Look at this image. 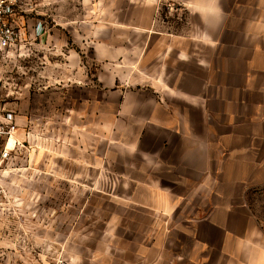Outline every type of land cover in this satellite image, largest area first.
Masks as SVG:
<instances>
[{"label":"crops","instance_id":"obj_1","mask_svg":"<svg viewBox=\"0 0 264 264\" xmlns=\"http://www.w3.org/2000/svg\"><path fill=\"white\" fill-rule=\"evenodd\" d=\"M50 2L29 23L44 25L51 80L61 70L85 100L92 66L94 93L115 102L75 164L94 179L108 166L114 194L161 230L135 252L109 237L94 264H264L249 203L264 188V0Z\"/></svg>","mask_w":264,"mask_h":264},{"label":"rangeland","instance_id":"obj_2","mask_svg":"<svg viewBox=\"0 0 264 264\" xmlns=\"http://www.w3.org/2000/svg\"><path fill=\"white\" fill-rule=\"evenodd\" d=\"M35 44L0 70L4 92L20 96L5 102L18 121L14 143L10 148L6 141L0 144L11 149L0 161V264H94L95 254L103 255V263L109 237L114 248L135 252L144 237L161 236L152 215L114 194L108 166L94 179L87 166L79 171L75 164L92 157L93 126L102 115L103 130L108 129L115 102L105 91L94 93L92 66L82 70L85 84L79 95L85 100H77V89L63 87L61 70H54L51 80L44 44ZM107 135L103 132L98 145L102 153ZM249 203L264 237V188L250 194Z\"/></svg>","mask_w":264,"mask_h":264},{"label":"built area","instance_id":"obj_3","mask_svg":"<svg viewBox=\"0 0 264 264\" xmlns=\"http://www.w3.org/2000/svg\"><path fill=\"white\" fill-rule=\"evenodd\" d=\"M50 0H0V70L12 60H19L25 52L32 49L44 32V25L40 20L29 23L37 14L36 6L49 5ZM4 79L0 77V144L17 131L16 114L14 110L6 108L7 99H19V91L4 92ZM17 94L18 96H15ZM13 149V148H12ZM10 150L0 149V161L10 156Z\"/></svg>","mask_w":264,"mask_h":264},{"label":"bare ground","instance_id":"obj_4","mask_svg":"<svg viewBox=\"0 0 264 264\" xmlns=\"http://www.w3.org/2000/svg\"><path fill=\"white\" fill-rule=\"evenodd\" d=\"M14 143V137L11 136L7 141V148H10Z\"/></svg>","mask_w":264,"mask_h":264},{"label":"clouds","instance_id":"obj_5","mask_svg":"<svg viewBox=\"0 0 264 264\" xmlns=\"http://www.w3.org/2000/svg\"><path fill=\"white\" fill-rule=\"evenodd\" d=\"M218 14L222 15V10L218 9Z\"/></svg>","mask_w":264,"mask_h":264}]
</instances>
